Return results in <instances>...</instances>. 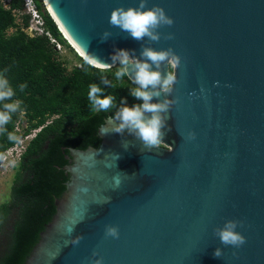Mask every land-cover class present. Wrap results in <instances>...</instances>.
<instances>
[{
  "label": "water",
  "instance_id": "obj_1",
  "mask_svg": "<svg viewBox=\"0 0 264 264\" xmlns=\"http://www.w3.org/2000/svg\"><path fill=\"white\" fill-rule=\"evenodd\" d=\"M43 3L64 40L76 51L59 24L86 56L111 64L114 49L139 57L143 45L171 47L181 62L168 69L177 82L164 145L148 151L127 132L111 133L110 116L99 148H68L66 190L24 264H264V0H146L174 21L157 30V42L136 41L108 22L114 8L139 0ZM105 30L112 35L101 42ZM227 220L242 222L239 248L214 235ZM106 226L119 237H106Z\"/></svg>",
  "mask_w": 264,
  "mask_h": 264
},
{
  "label": "trees",
  "instance_id": "obj_2",
  "mask_svg": "<svg viewBox=\"0 0 264 264\" xmlns=\"http://www.w3.org/2000/svg\"><path fill=\"white\" fill-rule=\"evenodd\" d=\"M44 18L45 29L62 46L74 49L64 40L43 0H33ZM23 12V0H10L8 8L0 0V74H3L20 101V108L0 132V162L4 153L20 139L39 130L24 148L16 168L11 200L0 206V264H24L40 234L56 213L55 200L61 198L69 181L63 167L68 148H99V127L114 116L125 101L129 107L140 103L129 94L136 85L125 77L123 83L114 76L116 67L99 69L88 66L78 55L79 65L68 69L47 37L30 39L24 28L29 16ZM14 29L13 35H8ZM77 53V52H76ZM108 80L109 84L102 83ZM97 84L102 95L115 97V107L93 112L87 99L88 86ZM25 84L23 91L20 85ZM0 110L2 104H0ZM56 116L49 122L51 117ZM17 121L23 122L22 133ZM16 137L10 140L8 134Z\"/></svg>",
  "mask_w": 264,
  "mask_h": 264
},
{
  "label": "clouds",
  "instance_id": "obj_3",
  "mask_svg": "<svg viewBox=\"0 0 264 264\" xmlns=\"http://www.w3.org/2000/svg\"><path fill=\"white\" fill-rule=\"evenodd\" d=\"M109 24L112 27L119 28L122 32L127 33L136 41H143L147 38L150 42H157L161 38V33L157 31L163 26H172L173 19L166 15L163 8L153 5L151 8L146 7V0H139L137 7H116L110 12ZM112 33L105 30L100 34L101 42L107 41ZM165 39H173V34L168 33ZM111 64L102 62L101 59L90 54L85 57V63L90 67L111 69L114 66L115 79L123 83V79L127 77L135 87L130 88L129 94L140 103L133 104L131 107L125 101H121V106L117 109L114 116L110 132L123 136L125 132L135 139L141 141L143 147L151 151L153 148L158 149L163 144L166 128L165 114L168 113L175 103V100L168 99L173 90L174 84L177 82L175 72L168 69H177L180 65V57L175 54L171 47L167 49L155 50L148 46L141 47L140 55L137 57L134 50L114 49L110 55ZM162 66L167 71H162ZM102 83L109 84L108 80ZM218 83V82H217ZM110 87L115 85L109 84ZM25 84L20 85L23 91ZM103 89L97 84L88 86L87 99L93 112L108 111L115 107L112 95H102ZM15 95L10 87L7 78L0 74V132L5 131L4 126L11 120V114L20 108V101L4 103L10 101ZM163 96V99L161 97ZM156 98V102H152ZM109 132H105L107 134ZM10 140L16 137L11 133L8 134ZM189 139L195 138V133H188ZM130 143L122 141V146ZM127 150V149H126ZM135 175V174H133ZM238 225L242 226V222L236 220H227L222 227L214 229V235L217 236L221 244L225 246H233L239 248L246 241L245 237L236 231ZM67 234L71 235L73 227L66 229ZM105 236L118 238L119 232L115 226H106ZM83 237H75L71 243L78 244ZM236 253H233L235 255ZM93 256L97 253L93 252ZM214 257H221L222 251L216 248L213 252ZM92 264H102V258L92 261Z\"/></svg>",
  "mask_w": 264,
  "mask_h": 264
},
{
  "label": "rangeland",
  "instance_id": "obj_4",
  "mask_svg": "<svg viewBox=\"0 0 264 264\" xmlns=\"http://www.w3.org/2000/svg\"><path fill=\"white\" fill-rule=\"evenodd\" d=\"M44 4V3H43ZM45 8V6H44ZM46 9V8H45ZM26 15L25 12L17 13L16 14V22L18 24L21 23V16ZM15 32L14 29L9 30L8 35H13ZM75 50L71 51L66 46L62 47V51L60 52V56L62 57V60L65 62V65L68 67V69H72L73 67H76L80 64L79 57L77 55ZM80 56V55H79ZM54 117H51L49 122L52 121ZM24 123L17 121V131L22 133V127ZM39 132V130L32 131L28 136L24 137L23 139H20L17 143V146H15L12 149H9V151L5 152L3 155V160L0 162V206L10 202L11 200V192L12 187L14 185V179L16 174V168L20 161V156L28 144V142L36 136V134Z\"/></svg>",
  "mask_w": 264,
  "mask_h": 264
},
{
  "label": "built area",
  "instance_id": "obj_5",
  "mask_svg": "<svg viewBox=\"0 0 264 264\" xmlns=\"http://www.w3.org/2000/svg\"><path fill=\"white\" fill-rule=\"evenodd\" d=\"M2 1L5 7L8 8L10 0H2ZM23 12H25L26 15L29 16V25L26 28H24V32L26 36L30 39L38 38V37H47L50 43L55 46L56 50L61 52L63 46L59 44L55 39H53L52 36L49 34V32L45 29L44 18L39 12L33 0H23ZM8 151L9 149L7 150V152Z\"/></svg>",
  "mask_w": 264,
  "mask_h": 264
},
{
  "label": "bare ground",
  "instance_id": "obj_6",
  "mask_svg": "<svg viewBox=\"0 0 264 264\" xmlns=\"http://www.w3.org/2000/svg\"><path fill=\"white\" fill-rule=\"evenodd\" d=\"M48 9H49V13L52 14V16L54 17V19L57 21L56 16L54 15L53 11L51 10V8L47 5ZM58 22V21H57ZM59 24V23H58ZM59 26L61 27L63 34L65 35L66 39L74 46V48L76 49V52L85 59L86 55L82 54L81 51L79 50V48L72 42V40L68 37V34L66 31H64L63 27L59 24Z\"/></svg>",
  "mask_w": 264,
  "mask_h": 264
},
{
  "label": "flooded vegetation",
  "instance_id": "obj_7",
  "mask_svg": "<svg viewBox=\"0 0 264 264\" xmlns=\"http://www.w3.org/2000/svg\"><path fill=\"white\" fill-rule=\"evenodd\" d=\"M67 155V154H66ZM66 155H65V157H66ZM66 159V158H65ZM11 194H12V192H11Z\"/></svg>",
  "mask_w": 264,
  "mask_h": 264
}]
</instances>
